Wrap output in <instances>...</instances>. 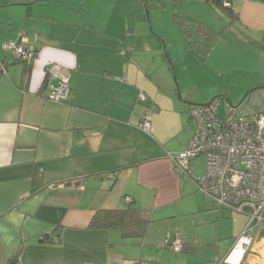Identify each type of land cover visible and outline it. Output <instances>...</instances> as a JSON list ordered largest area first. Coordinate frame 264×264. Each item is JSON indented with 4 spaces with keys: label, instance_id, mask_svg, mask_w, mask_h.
Wrapping results in <instances>:
<instances>
[{
    "label": "crops",
    "instance_id": "0c3cea01",
    "mask_svg": "<svg viewBox=\"0 0 264 264\" xmlns=\"http://www.w3.org/2000/svg\"><path fill=\"white\" fill-rule=\"evenodd\" d=\"M40 1L50 2L0 0V264H235L223 258L249 217L200 192L192 163L188 176L167 156L183 150L192 134V105L177 97L171 78L177 45L165 42L166 23L177 27L173 15L163 18L164 28L159 0H79L78 8V0H55L64 9L58 14ZM228 2L237 28L215 32L211 49L219 41L244 48L229 71H251V61L242 59L254 55L257 79L242 92L260 89L264 0ZM149 6L151 26L144 17ZM5 41L24 43L36 55L24 63L2 47ZM228 61L225 52L220 65ZM49 63L69 71L63 102L45 96ZM178 85L194 95L190 82ZM144 116L148 133L138 126ZM70 179L80 185H63ZM129 207L147 221L90 225L98 210ZM175 234L183 242L179 252L166 246L167 235ZM257 234L238 264H264V236Z\"/></svg>",
    "mask_w": 264,
    "mask_h": 264
},
{
    "label": "built area",
    "instance_id": "2783aa9c",
    "mask_svg": "<svg viewBox=\"0 0 264 264\" xmlns=\"http://www.w3.org/2000/svg\"><path fill=\"white\" fill-rule=\"evenodd\" d=\"M2 47L25 63L36 55V50L24 43L5 41ZM42 86L49 100L65 101L69 93V71L57 63L47 64ZM139 98L143 99L144 95L140 94ZM217 106V98L203 105H192L189 109L192 134L187 145L179 152H168L167 156L179 172L188 176L191 161L204 156V174L191 176L197 189L213 197L220 206L249 217L245 229L223 258L224 262L238 264L264 220V111L247 114L233 110L219 115ZM138 126L148 133V118L142 117ZM125 199L131 201L129 196ZM165 241L174 252L183 247L178 234L167 235ZM136 264L154 263L140 261Z\"/></svg>",
    "mask_w": 264,
    "mask_h": 264
},
{
    "label": "rangeland",
    "instance_id": "374dc122",
    "mask_svg": "<svg viewBox=\"0 0 264 264\" xmlns=\"http://www.w3.org/2000/svg\"><path fill=\"white\" fill-rule=\"evenodd\" d=\"M63 1H72L75 5L74 0ZM152 1L154 2L155 0ZM96 3L97 2L95 0H91L90 5H96ZM37 4H40V6H47L48 4H51L48 7L51 14H58L64 10L61 4L56 3L55 0H50V2L46 3H42L40 1ZM80 4H82L81 1L76 4V7L78 8ZM156 4L157 12L160 16L157 20L164 28L165 25L163 23V18L166 16V20H170V16L173 14L176 15L178 20L179 17L182 19H185L184 17H189L200 21H207L206 23L218 35H220V30H222L223 27L227 26L226 31L224 30V33L227 32V29L230 26L231 27L228 30L231 29V32L237 28V23L233 20L231 21V24L228 25L230 22V17L225 12H223L217 6L215 7L211 4H209V6L202 5L200 0H176L175 2H172L171 0H159V2ZM58 7H61L62 9ZM144 17L148 22V25L151 26V22L154 17V8L152 6L144 8ZM166 25H168V27H166L165 30L169 33V35L168 39L165 36V42L168 43L169 41V44L177 45L175 46L177 50L173 51L175 60H173V64L169 62L173 70L171 78L173 83L177 85L179 80L184 83L190 82V85H193L191 91L194 95L191 94L192 96H189L188 100L206 103L213 96H216L215 98L218 99L217 107L219 115L225 114L232 106L239 104L240 100L244 96V93L248 91L244 90L242 92L243 87L246 86L248 82H252L254 79H257L256 72H252L255 68H258L256 67L257 60L255 56L251 54L252 57H248V59L245 60L242 59L243 62L246 60H248L246 62L251 61L249 62L250 65H247L251 71L244 72L241 69L229 71L232 66L240 64L238 57L243 56V53L245 52L244 48L241 50H233V48L239 45L232 43L233 46H230L231 44L226 42L227 45L224 46L223 43H221L223 41H219L220 43L217 45V47H215V45L208 54L203 56L197 53L193 48L185 49V45L184 42H182L183 39L180 35L181 32L178 29V26V28L174 27L173 25H170V23H166ZM230 37L232 38V36ZM169 39H171V41ZM160 40L163 47L162 51L165 55L168 49L167 44L164 42V39ZM225 52L227 53L229 61L224 65H220L221 62L223 63ZM235 54L238 56L236 57L238 60L237 64L233 61ZM246 55H250V52H246ZM259 69L263 71L264 67ZM263 79L264 77H261L262 81ZM249 91L251 90L249 89ZM191 97L192 99H190ZM240 110H243L247 114L264 111V84L262 88L251 91V93L243 99V104L240 105L235 111ZM204 162V156H199L197 161L191 162L193 169L192 173H194V175H198L196 177L204 174Z\"/></svg>",
    "mask_w": 264,
    "mask_h": 264
},
{
    "label": "trees",
    "instance_id": "16d2710c",
    "mask_svg": "<svg viewBox=\"0 0 264 264\" xmlns=\"http://www.w3.org/2000/svg\"><path fill=\"white\" fill-rule=\"evenodd\" d=\"M171 1L175 2L176 0ZM203 1L212 6H217L230 17L231 21L234 20V13L230 4L231 2L229 3L228 0ZM224 1L228 4H225ZM173 21L181 31L186 48H193L197 53L203 56L208 54L216 38V34L213 30H211L203 21L196 19H182L180 17L178 20L175 14H173ZM169 62L171 61L169 60ZM28 69V67H25L24 72L28 71ZM145 221H147V218L143 216L140 210L129 207L126 209L98 210L93 215L90 225L104 228L123 227ZM44 239L45 238L43 237L41 240ZM52 241H57V237L53 238Z\"/></svg>",
    "mask_w": 264,
    "mask_h": 264
},
{
    "label": "water",
    "instance_id": "95a60500",
    "mask_svg": "<svg viewBox=\"0 0 264 264\" xmlns=\"http://www.w3.org/2000/svg\"><path fill=\"white\" fill-rule=\"evenodd\" d=\"M252 91V90H251ZM251 91H247V92H245L244 93V96H243V98L240 100V103L239 104H237L236 106H232L231 107V109L232 108H238L242 103H243V99L245 98V97H247L250 93H251ZM175 92H176V95H177V97L179 98V99H181V100H183L184 98L186 99V102H188L189 104H191V105H203V104H205V103H202V102H193L192 100H188V97L190 96V94H189V92H188V90L186 91V94H184V93H181L180 92V89H179V85H177V84H175ZM213 99V98H212ZM63 183V185H65V186H70V185H76V186H79L80 185V179H70V180H67V181H64V182H62ZM258 237H260V236H264V227H261L260 229H259V231H258Z\"/></svg>",
    "mask_w": 264,
    "mask_h": 264
},
{
    "label": "flooded vegetation",
    "instance_id": "af4514ba",
    "mask_svg": "<svg viewBox=\"0 0 264 264\" xmlns=\"http://www.w3.org/2000/svg\"><path fill=\"white\" fill-rule=\"evenodd\" d=\"M242 104H243V103H242ZM242 104H241V105H242Z\"/></svg>",
    "mask_w": 264,
    "mask_h": 264
}]
</instances>
